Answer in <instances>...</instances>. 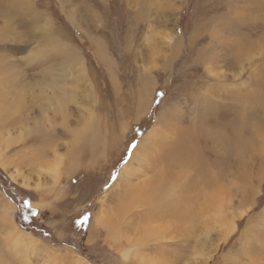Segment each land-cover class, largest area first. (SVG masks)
Returning a JSON list of instances; mask_svg holds the SVG:
<instances>
[{
	"label": "rangeland",
	"instance_id": "rangeland-1",
	"mask_svg": "<svg viewBox=\"0 0 264 264\" xmlns=\"http://www.w3.org/2000/svg\"><path fill=\"white\" fill-rule=\"evenodd\" d=\"M262 91L264 0H0V177L57 241L0 185V264H264ZM190 137L218 163L182 175L160 159ZM7 202L37 238L19 251Z\"/></svg>",
	"mask_w": 264,
	"mask_h": 264
},
{
	"label": "bare ground",
	"instance_id": "bare-ground-1",
	"mask_svg": "<svg viewBox=\"0 0 264 264\" xmlns=\"http://www.w3.org/2000/svg\"><path fill=\"white\" fill-rule=\"evenodd\" d=\"M169 37V36H168ZM167 37V38H168ZM170 39H172V38H169V40ZM126 70V69H125ZM60 87H58L57 89H59ZM64 89L61 87V91H60V93H59V96H60V94L61 93H63V92H65V91H63ZM66 91H67V89H66ZM56 92V91H55ZM59 92V91H58ZM70 92H71V90H70ZM69 92V93H70ZM68 93V94H69ZM64 94V98L66 99V97L68 98L71 94H65V93H63ZM69 98H71V97H69ZM255 98H256V96H255ZM62 98H59V99H56V100H53L52 102L53 103H58L59 105H61V104H63L62 103ZM259 100H264V91H262L261 92V94L259 95ZM67 101V100H66ZM65 102V101H64ZM238 120V119H237ZM176 121V120H175ZM237 124V123H236ZM243 127V125L241 124V123H238L237 124V128H240V127ZM234 128H235V126H234ZM236 129V128H235ZM185 130V129H184ZM201 130H203V129H201ZM238 131V130H237ZM215 132H217V131H215V130H213V131H208V133H207V136L208 137H206V138H204V145H209L210 147L212 146V145H210V144H213V147H214V145H216V144H218L219 143V145L221 144L222 145V147H228L229 145H230V143H231V139H230V137L229 136H219L220 135V132L218 133L217 132V134H215ZM239 132V131H238ZM181 133H182V131H181ZM202 133H203V131H202ZM183 134V133H182ZM190 134V133H189ZM194 134H196L195 132H194ZM201 134V133H200ZM191 135H193V134H191ZM217 135V136H216ZM184 137V136H183ZM195 137H197V136H195ZM195 137H190V140H189V142H187V140L185 141L184 139H182L181 141L179 140V142H178V148L177 149H174V150H172V152L171 153H168L166 156H163V157H161V159L160 160H163V162L164 163H175V162H179V163H181V164H178L179 166L181 165V167H180V169H179V173H181L182 172V175L184 174V172L185 171H181V168L182 167H185V163H205V168L207 169L208 167H209V163H218V161H217V159L215 160L213 157H212V155H211V153H210V155L208 154H205V157L202 159V160H200V161H197V157L196 156H191V153H193V152H195L197 149H198V144H197V142H191L192 140H195ZM205 137V136H204ZM181 138V137H180ZM186 138V137H185ZM188 138V137H187ZM186 138V139H187ZM189 139V138H188ZM203 139V138H202ZM251 143V142H250ZM201 145H202V143H201ZM218 145V146H219ZM208 146V147H209ZM209 147V148H210ZM200 148V147H199ZM216 148V147H215ZM260 149V148H259ZM207 150V149H206ZM209 150V149H208ZM262 150V149H261ZM211 151H214V149L213 150H211ZM210 152V151H209ZM207 153V152H206ZM215 153V152H214ZM206 155H207V157H206ZM1 156V155H0ZM216 156V155H215ZM214 156V157H215ZM212 157V158H211ZM60 160V159H59ZM199 160V159H198ZM149 163H156V162H153L151 159H149ZM58 167V166H57ZM176 168V167H175ZM177 169V168H176ZM52 173L51 174H49L51 177H52V179L54 180V181H58L59 180V172H58V170L56 169V168H52V171H51ZM164 177H166L167 178V180H170V176H169V174H167V172L166 171H164ZM146 181V180H145ZM153 182H157V183H155V184H153V190L151 191V192H149V191H147L146 190V188L145 189H143V192H141V191H137V198H138V196L144 201V200H146V199H152V198H154V197H152V193H155V197H160L161 198V190L166 186V183L164 182V181H162V178L161 179H157L156 181H153ZM134 183V181L133 180H131V183H130V187H135V185L133 184ZM208 183V182H207ZM214 183H212V185H213ZM159 186H161V190H159V191H157L158 190V187ZM39 187V186H38ZM138 188L139 187H137V190H138ZM132 191H134V190H132ZM131 191V192H132ZM130 192V191H129ZM131 192L130 193H128L129 194V197L130 196H132L131 195ZM167 193H168V195H170L171 196V190L169 189L168 191H167ZM125 194H127V193H125ZM159 194V196H157ZM213 195H215V194H213ZM128 196V195H127ZM227 196H229V195H227L225 192H222L219 196L217 195V199L215 198V197H213V196H207L206 197V200L208 201V200H214V201H217L219 204H220V209H219V211L218 212H214V210H213V208H212V210H213V212H214V214L216 215V217H219V218H223L224 219V217L225 216H227L228 217V222H225V225L227 224V223H229L227 226H228V229L231 231V230H233V229H235L236 228V223L234 222V221H231L230 222V216H228L226 213H227V211H229V209H230V199L228 198V199H226V197ZM123 197V196H122ZM134 197V196H133ZM172 197V196H171ZM225 198V200H223V199ZM220 199H222V200H220ZM104 200V199H103ZM205 200V199H204ZM218 200H220V201H218ZM227 200H229V202L230 203H226L227 202ZM131 201V200H130ZM4 202V201H3ZM102 202V201H101ZM145 202V201H144ZM4 205V221L7 223V227H8V230H6L7 232V235H8V238L10 239V241L13 243V247L16 249V250H20V248L22 247H25L26 248V246H28L30 243L33 245L37 240V238L36 237H34V236H32L29 232H27V231H23L22 229H20L19 228V226L15 223V221H14V218H13V214H14V207H13V205L11 204V203H4L3 204ZM166 206H168V205H166ZM204 206V205H203ZM168 207H170V206H168ZM206 208V207H205ZM248 209V208H247ZM16 212V211H15ZM212 212V213H213ZM211 213V214H212ZM235 217V215L232 217V218H234ZM99 218V217H98ZM180 218V217H179ZM214 218V217H213ZM101 219V218H100ZM3 222V221H2ZM1 222V223H2ZM4 223V222H3ZM106 223H109L108 225H110V222L109 221H106ZM5 227H6V224L4 225ZM109 227V226H108ZM228 232V231H227ZM226 232V233H227ZM158 234V233H157ZM6 237V236H5ZM36 240V241H35ZM31 241V242H30ZM10 242V243H11ZM132 246V245H131ZM132 253V247H129V248H127L125 251H124V255H125V257H129L130 256V254ZM152 261H154V260H152L151 259V262ZM154 263V262H153ZM81 264V263H80ZM85 264H91L90 262H87V263H85ZM143 264H145V263H143ZM147 264V263H146ZM155 264V263H154Z\"/></svg>",
	"mask_w": 264,
	"mask_h": 264
},
{
	"label": "trees",
	"instance_id": "trees-1",
	"mask_svg": "<svg viewBox=\"0 0 264 264\" xmlns=\"http://www.w3.org/2000/svg\"><path fill=\"white\" fill-rule=\"evenodd\" d=\"M163 94H164V89H158L156 96H155V101L154 103L159 104L161 101V97L163 98ZM144 125L143 123H141L140 125H135L134 129H141L143 128ZM134 145V143H132ZM131 148V147H130ZM129 148V149H130ZM1 173V171H0ZM3 176H5L3 174ZM3 179L0 177V185H2V189L5 191V193H7L14 201L15 203L18 204V211H17V215H16V220L18 222L19 225H21L22 227H25L29 230H31L32 232L36 233L37 235H43L46 238H48L52 243L53 242H57L54 239V235L53 233L46 227L44 226H40L38 223L34 222L33 220L35 219L36 216V211L34 209H32L29 205H24L20 202V199L22 198V196H16V192H19L18 190L16 192H9L10 191V187H14V185L12 183H9L8 185L5 183H3ZM3 186L5 188H3ZM16 189V187H15ZM27 200L31 201L30 198L24 197Z\"/></svg>",
	"mask_w": 264,
	"mask_h": 264
}]
</instances>
